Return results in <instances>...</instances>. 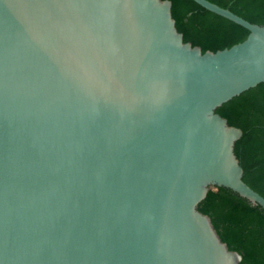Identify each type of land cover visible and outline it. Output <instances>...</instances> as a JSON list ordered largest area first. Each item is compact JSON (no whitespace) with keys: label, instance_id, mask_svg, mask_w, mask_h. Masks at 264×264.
I'll list each match as a JSON object with an SVG mask.
<instances>
[{"label":"water","instance_id":"obj_1","mask_svg":"<svg viewBox=\"0 0 264 264\" xmlns=\"http://www.w3.org/2000/svg\"><path fill=\"white\" fill-rule=\"evenodd\" d=\"M215 52L168 0H0V264H238L198 210L264 209L216 108L264 81V24Z\"/></svg>","mask_w":264,"mask_h":264},{"label":"trees","instance_id":"obj_2","mask_svg":"<svg viewBox=\"0 0 264 264\" xmlns=\"http://www.w3.org/2000/svg\"><path fill=\"white\" fill-rule=\"evenodd\" d=\"M175 27L184 42L202 52L217 51L243 41L249 31L194 0H168ZM256 24H264V0H209ZM229 126L240 129L234 154L243 181L264 197V81L216 108ZM220 239L241 255L238 264H264V209L233 191L216 187L198 204Z\"/></svg>","mask_w":264,"mask_h":264}]
</instances>
